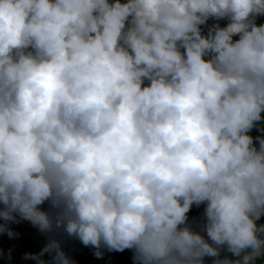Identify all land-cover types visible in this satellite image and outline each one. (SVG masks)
<instances>
[{
    "label": "clouds",
    "instance_id": "1",
    "mask_svg": "<svg viewBox=\"0 0 264 264\" xmlns=\"http://www.w3.org/2000/svg\"><path fill=\"white\" fill-rule=\"evenodd\" d=\"M260 18L264 0H0V219L62 230L97 259L255 264ZM202 204L197 231L188 213ZM46 253L77 264L55 238L22 258Z\"/></svg>",
    "mask_w": 264,
    "mask_h": 264
},
{
    "label": "trees",
    "instance_id": "2",
    "mask_svg": "<svg viewBox=\"0 0 264 264\" xmlns=\"http://www.w3.org/2000/svg\"><path fill=\"white\" fill-rule=\"evenodd\" d=\"M261 20V21H260ZM260 21V22H259ZM258 24L264 23V18L258 19ZM213 23H219L221 27L226 26L227 21H214L209 20L208 25ZM205 34L207 33V27H204ZM238 39V37H234ZM147 84V81L145 82ZM260 133L255 129L252 132L253 136ZM41 210L49 211V204L46 202L40 206ZM206 205L202 204L200 207L193 205L191 211L188 213L189 222L192 224L194 230L199 231L198 224L203 221V213ZM3 208V205H0ZM17 219H20L17 216ZM7 224V226L18 235L9 238L7 233L0 234V264H37L36 260L23 259L25 253L38 254L43 247L47 244L49 238H55L61 244L62 250L77 264H133L132 262V250H125L124 252H108L107 249L102 248L105 254L102 259H97L93 253L94 248L85 247L78 239L69 237L62 230L54 231L53 233L41 234L37 228L33 227L29 221L21 220L19 223L5 222L0 219V224ZM259 223H264V217H262ZM207 239L206 233H201ZM210 242V241H209ZM229 256L226 251H222L221 258ZM46 264H50L51 256L45 254L41 257ZM212 259L206 257L205 264H212ZM255 264H264V257L259 258Z\"/></svg>",
    "mask_w": 264,
    "mask_h": 264
}]
</instances>
